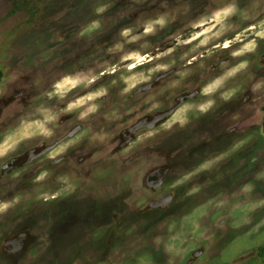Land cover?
I'll use <instances>...</instances> for the list:
<instances>
[{"label": "rangeland", "instance_id": "rangeland-1", "mask_svg": "<svg viewBox=\"0 0 264 264\" xmlns=\"http://www.w3.org/2000/svg\"><path fill=\"white\" fill-rule=\"evenodd\" d=\"M261 32L264 0H0V264H264Z\"/></svg>", "mask_w": 264, "mask_h": 264}, {"label": "clouds", "instance_id": "clouds-1", "mask_svg": "<svg viewBox=\"0 0 264 264\" xmlns=\"http://www.w3.org/2000/svg\"><path fill=\"white\" fill-rule=\"evenodd\" d=\"M236 12V6L234 4H231L229 6H227L224 9H221L217 12H215L212 16V18L209 21H205V23H211L212 27H216L217 25H220L221 27H223V22L230 16L233 15ZM165 23L163 18H160L158 20H156L154 22V24H159L161 26H163ZM154 24H149L148 26L145 27L144 32L145 34L148 33H152L154 31ZM211 31V29H206L205 32H209ZM131 29H125L122 32V35L127 37L130 35ZM221 33L219 31L215 32L214 35L215 36H219ZM200 35H205V33H200ZM259 35L264 36V32L259 33ZM196 37H193V39H195ZM133 39H137V37H133ZM208 39L209 37L205 36V39L201 41V44H207L208 43ZM237 40L240 39L239 36L236 37ZM233 43V41H227L223 44H217L215 47L217 48H224L227 49L230 47V45ZM117 47L119 48L120 45H117ZM254 45L253 44H249L246 45L244 49H241L240 51L234 52L233 56H238L241 55L244 51H251L253 49ZM130 57H124V59H129ZM136 59V63L130 65V67L134 68L136 67V64H143L146 60H150L152 59L150 56H139L138 54L135 57ZM195 59V57H194ZM189 63H191V61H189ZM247 67V62L241 63L239 64L237 67L231 69L230 71H228L224 76H221L219 78H217L215 81H213L211 84L207 85L204 89H203V93L205 95L211 94L216 92L224 83V81L231 76H234L239 70L243 69ZM111 71H115V68L111 69ZM96 78L92 77L90 80H88L87 78H81V77H76L75 79L71 78V77H66L61 83H58L55 87H56V92L57 94L63 95L64 92L67 90V86L71 85V87H76L78 84L83 83L85 80H87V83H92L94 82ZM260 85L257 84L255 86V88H259ZM254 88V90H255ZM103 95L102 92H97V93H92L89 94L86 97H82L78 100H76L73 103H70L68 105V109L71 110L73 108L82 106L86 103V101H91L94 100L97 96ZM231 94L230 93H224L223 94V98L224 99H228L229 96ZM214 101L209 100L206 103H203L201 105H199V110L202 112H206L209 108L212 107ZM96 111L95 106L89 107L87 109L86 112L81 114V117L83 118L84 116H87L89 113ZM51 119L50 117H46V120ZM33 125H29V127H32ZM36 127H39L40 130L42 132L46 133V129L44 128L43 124L40 121H36L35 125ZM50 134V133H48ZM7 143V142H6ZM4 155L3 151H0V156ZM9 205L7 203H0V212H4L8 209Z\"/></svg>", "mask_w": 264, "mask_h": 264}, {"label": "flooded vegetation", "instance_id": "flooded-vegetation-1", "mask_svg": "<svg viewBox=\"0 0 264 264\" xmlns=\"http://www.w3.org/2000/svg\"><path fill=\"white\" fill-rule=\"evenodd\" d=\"M261 99V98H260ZM5 171L4 170H2V174H1V177H0V184H2L1 182L3 181V182H5L6 181V177L4 178V173Z\"/></svg>", "mask_w": 264, "mask_h": 264}, {"label": "trees", "instance_id": "trees-1", "mask_svg": "<svg viewBox=\"0 0 264 264\" xmlns=\"http://www.w3.org/2000/svg\"><path fill=\"white\" fill-rule=\"evenodd\" d=\"M13 13H14V12H13ZM13 13H12V14H13ZM260 255H261V256H264V248L261 249V251H260Z\"/></svg>", "mask_w": 264, "mask_h": 264}]
</instances>
